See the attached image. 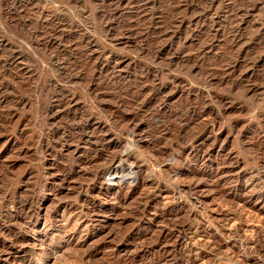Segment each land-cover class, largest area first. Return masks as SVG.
Masks as SVG:
<instances>
[{"label":"rangeland","instance_id":"obj_1","mask_svg":"<svg viewBox=\"0 0 264 264\" xmlns=\"http://www.w3.org/2000/svg\"><path fill=\"white\" fill-rule=\"evenodd\" d=\"M0 264H264V0H0Z\"/></svg>","mask_w":264,"mask_h":264},{"label":"bare ground","instance_id":"obj_2","mask_svg":"<svg viewBox=\"0 0 264 264\" xmlns=\"http://www.w3.org/2000/svg\"><path fill=\"white\" fill-rule=\"evenodd\" d=\"M118 164V163H117Z\"/></svg>","mask_w":264,"mask_h":264}]
</instances>
